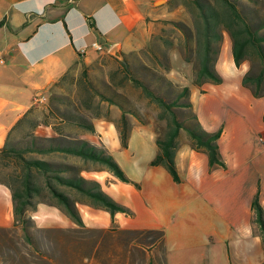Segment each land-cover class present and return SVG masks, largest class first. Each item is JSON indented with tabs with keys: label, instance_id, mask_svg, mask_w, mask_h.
<instances>
[{
	"label": "crops",
	"instance_id": "1",
	"mask_svg": "<svg viewBox=\"0 0 264 264\" xmlns=\"http://www.w3.org/2000/svg\"><path fill=\"white\" fill-rule=\"evenodd\" d=\"M157 1L0 0V146L28 109L39 120L33 129L39 135L78 136L106 150L116 135L128 146L136 134L146 154L140 172L123 169L132 181L121 180L105 164L79 155L57 151L33 154L77 163L81 175L98 180L103 191L132 210L117 211L112 218L103 206L59 184L76 198L84 225L123 230L162 228L161 248L152 242L142 247L147 264L155 252L160 257L157 264H234L233 259L240 260L237 264H262L264 236L254 219L252 199L258 192L264 206V88L263 93L254 94L242 83L253 62L245 58L235 64L228 32L223 30L215 61L221 81L189 87L201 126L208 131L221 128L217 142L224 166L210 167L206 152L193 148L191 138L180 143V130L174 154L180 179L174 180L164 165L150 163L159 148L156 128L133 121L134 114L125 112L130 130L124 144L122 109L100 98L89 84L91 78L99 77L130 97L120 86L132 83L123 59L132 62L134 54L140 56L142 50L150 54L148 45L155 34L152 24L169 14L165 12L167 0ZM261 8L264 12V3ZM95 42L101 47L94 46ZM115 46L122 57L112 54ZM254 61L258 68L260 63ZM69 92L74 93L84 113L78 111L91 119L92 130L45 114L50 95L66 98ZM86 94L97 99L98 106L88 102ZM39 96L45 100L36 102L34 98ZM30 215L45 226H78L53 198L49 203L39 202ZM13 222L11 191L0 183V226Z\"/></svg>",
	"mask_w": 264,
	"mask_h": 264
},
{
	"label": "trees",
	"instance_id": "2",
	"mask_svg": "<svg viewBox=\"0 0 264 264\" xmlns=\"http://www.w3.org/2000/svg\"><path fill=\"white\" fill-rule=\"evenodd\" d=\"M259 2L260 5L257 7L258 0H167L172 8L180 7L182 4L189 18L164 16L162 20L170 22L173 32L176 33L177 30L178 33L174 37L170 34L167 36L154 34L148 48L158 64L165 69L171 67L169 50L177 48L180 57L185 62L191 63V82L195 85L200 86L205 81L219 82L221 75L216 70L215 61L223 30H226L231 38L232 55L236 65H239L245 58H248L250 62L257 59L260 63L256 69L251 63L250 69L243 74L242 83L250 86L254 94H261L264 88V12L261 5L264 0ZM155 37L161 39L160 42L155 43L153 41ZM175 37L178 38L177 43H175ZM161 41L166 48L160 46ZM123 62L127 77L135 85L141 87L145 95L160 107L158 116L164 120L163 123L156 124V140L159 148L150 163L164 165L174 180L180 179L174 154L179 132L183 128L191 138L192 147L203 149L206 152L210 167L224 166L217 142L221 128L208 131L201 126L191 108L189 86L179 84L165 73L147 64L140 63L139 67H136L125 59ZM143 70L145 73H142ZM145 75H149L148 77L154 82H159V87L171 97L167 99L160 91H156ZM89 82L92 90L100 98L122 109L120 132L125 144L130 130V123L126 119L125 112H131L142 119L140 109L128 95L118 90L112 83L99 77L91 78ZM64 98V95H50V107L45 114L57 115L61 119L92 130L91 119L83 113L78 110L61 108L56 104V100L61 101ZM176 106L189 107L188 115L183 112L181 115L189 116L191 119L181 118ZM30 111L31 109H28L17 119L10 130V136L8 133V139L4 145L0 146V183L7 185L11 191L14 222L21 224L26 239L33 242L29 228V222L33 220L30 211L34 210L39 202L49 203L52 198L56 199L78 226L84 225L75 203L76 198L71 193L61 190L59 184H64L70 190L89 198L93 204L103 206L110 212L112 218L117 211L130 213L127 206L117 202L101 189L98 180L81 175V166L77 163L49 160L33 154L57 151L79 155L85 160L105 164L121 180L132 181L115 158L103 147L91 144L88 140L78 136L65 134L45 136L35 133L33 129L39 120L31 115ZM20 130L19 135H16V132ZM252 208L255 213L254 219L264 236V206L259 202L258 192L252 199ZM127 231L134 233L133 239L149 237L150 242L156 247L161 248L163 245L164 231L162 228L127 229ZM159 261V252H155L149 264H157Z\"/></svg>",
	"mask_w": 264,
	"mask_h": 264
},
{
	"label": "rangeland",
	"instance_id": "3",
	"mask_svg": "<svg viewBox=\"0 0 264 264\" xmlns=\"http://www.w3.org/2000/svg\"><path fill=\"white\" fill-rule=\"evenodd\" d=\"M163 0H158L156 3H161ZM258 0L257 7L260 5ZM165 12L168 16H175L180 18H189V14L184 10L183 5L172 8L166 5ZM151 29L155 35H174L173 27L170 22L158 20L153 22ZM170 32V33H169ZM161 39L155 37L153 41L160 42ZM178 38L175 37V43ZM223 40V37H222ZM161 47L166 45L161 41ZM221 56L224 53L225 43L221 45ZM169 49V48H168ZM167 49V50H168ZM150 54L145 51H139L129 64L139 67L140 63L148 64L155 68V70L165 73L168 77L174 79L179 84H187L191 87V63L185 62L177 50L171 48V67L169 69L163 68L153 57L152 51L148 48ZM229 51V50H228ZM229 53V52H228ZM227 53V55H228ZM154 58H152V57ZM253 68H257V61H253ZM138 70V69H137ZM139 72V71H138ZM142 73H145L143 70ZM141 73V74H142ZM149 84L156 90L160 91L167 99L171 95L167 94L159 87V82H154L149 75H145ZM152 77V75H150ZM122 83L120 86L126 90L130 98L137 104L140 109L142 119L136 115L133 116V121L137 123H148L156 128L157 123H163L158 116L160 107L145 95L141 87L135 85L133 82ZM64 100H56V104L61 108L71 110H81L77 104L74 93H66ZM86 100L95 106H98L97 99L86 94ZM190 99V95H189ZM83 102L81 101V104ZM86 109L85 105L83 104ZM178 114L183 112L188 115L190 108L185 106H176ZM93 108V107H91ZM192 108V107H191ZM193 109V108H192ZM82 111V110H81ZM83 112V111H82ZM84 113V112H83ZM181 115L185 120L191 119ZM95 125V123H94ZM135 133L134 128L132 129ZM132 132V131H131ZM188 136V137H187ZM188 133L182 128L179 136L180 143L189 141ZM109 146L106 149L110 152L115 160L120 164L122 169L128 173L134 171L140 172V165L143 162V157L146 154V148L140 144L136 134H133L131 142L128 146L121 144L119 137L116 135L108 141ZM58 158V156L54 157ZM87 166L97 167L95 163H88ZM132 212V210H130ZM130 212V213H131ZM42 214V213H41ZM38 218L29 222V228L32 233V243L26 239L20 223H11L0 226V264H147L145 259V245L150 243L149 237L133 239V232L123 229L110 228H94L91 226H68L64 228L45 226L43 221ZM40 221V222H39ZM264 256V252L262 253ZM262 256V257H263ZM264 259H262L263 261ZM240 260L233 259V263L237 264ZM247 261V260H246ZM255 264L256 261H254Z\"/></svg>",
	"mask_w": 264,
	"mask_h": 264
},
{
	"label": "built area",
	"instance_id": "4",
	"mask_svg": "<svg viewBox=\"0 0 264 264\" xmlns=\"http://www.w3.org/2000/svg\"><path fill=\"white\" fill-rule=\"evenodd\" d=\"M94 46H96L97 48H100V44H97L96 42L94 43ZM34 100L36 102H42L45 100V96H39V97H35Z\"/></svg>",
	"mask_w": 264,
	"mask_h": 264
},
{
	"label": "water",
	"instance_id": "5",
	"mask_svg": "<svg viewBox=\"0 0 264 264\" xmlns=\"http://www.w3.org/2000/svg\"><path fill=\"white\" fill-rule=\"evenodd\" d=\"M112 54H114L117 57H122V53L119 50V48L117 46H115L112 50H111Z\"/></svg>",
	"mask_w": 264,
	"mask_h": 264
}]
</instances>
